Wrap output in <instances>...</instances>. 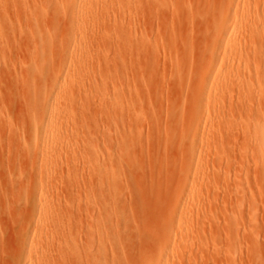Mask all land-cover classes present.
I'll list each match as a JSON object with an SVG mask.
<instances>
[{
    "label": "rangeland",
    "instance_id": "rangeland-1",
    "mask_svg": "<svg viewBox=\"0 0 264 264\" xmlns=\"http://www.w3.org/2000/svg\"><path fill=\"white\" fill-rule=\"evenodd\" d=\"M53 1L47 0L48 4L46 1L40 2L45 10L42 11V16L38 14L36 17L26 13L25 8L19 4L15 6L11 3L8 8L4 7L5 10L0 9V25L4 24L3 28L0 26L1 30L3 29L2 38L4 35L6 38L1 40L7 46L6 48L0 42L1 52L5 53L0 55V68L3 69H0V119L3 120L0 121V128L3 125L5 129H0V264H157L155 262H158L159 258L160 264H264V100L258 102L249 95L240 96L242 92H239L236 85L231 90L232 95L228 93L229 97L224 95V98L218 91L220 85L216 81L211 83V97L203 102V109L199 110L198 95L201 89L209 84L206 74L215 62L220 26L224 24H219L221 22L218 21H225L231 0H138L140 4L136 7L140 5L139 8L142 9V12L138 10L139 14L141 12L139 18L134 15L138 13L133 10L135 5L133 4L132 8L131 0V5L128 0L124 1L130 10H127L125 4L122 5L121 0V6L116 0H107V10L112 8L111 3L118 5L117 7L115 4L108 12L109 18H105L111 21L105 20V25L113 27L111 24H115L114 29H107L110 36L115 34L112 30H115L116 25L122 23L127 29L129 23H132L128 26L129 30L131 29V32L127 29L128 33L137 39L142 35L145 38L148 36L147 39L151 42V48L147 49L151 52V58L143 54L138 63L133 64L137 68L128 69L141 88L143 87L138 98L135 97L137 107L141 108L139 120H126L119 126L121 137L119 136L117 142L116 132L109 126L104 113H101V109L106 110L103 102L100 103L101 96L96 95V92L92 94V91L88 101L84 96H77L76 102L74 101L70 108L74 113L77 112L75 118L78 117L77 122H81L83 127L80 124L77 127V122L66 127L64 143L60 144L58 152L48 157L44 167L40 169L36 154L32 151L28 154L24 152L30 132L27 91L25 85L21 84L24 82L21 77L24 72L27 77L28 51L33 50L36 44L37 36L34 38L33 35L36 28L37 33L56 32L55 37L51 34L52 40H48L49 35L46 36L49 54L52 50L51 57L49 55L53 65L51 69L55 70L64 62L63 53H59L68 39L69 25L65 22L66 19H63L62 12L69 0H56L62 2H58V5ZM50 5L52 8L53 5L58 8L56 16H53L55 9L52 10ZM136 7L134 9H137ZM116 8L120 9L121 13L126 9L124 12L127 14L122 15L127 18L130 14L131 21L123 20L121 13H118L120 10L117 12ZM115 9V18H118V13L123 22H119L118 18L112 23L114 15L112 18L110 12ZM24 13L29 17L25 15L23 18ZM132 15L137 19H131ZM253 16L247 19L253 21ZM132 20L138 22L134 24ZM63 22L65 23L61 24ZM11 26L14 27L12 31ZM15 26L20 30L17 31ZM107 26L98 29L103 30V36L108 34L105 31ZM59 31L61 32L58 33ZM100 31L98 34L101 35ZM17 32L20 33L19 37ZM58 35L64 38L59 39ZM110 36L104 37L109 38H106L108 41L102 40L101 37V41L97 40L98 37L95 38L104 48L106 42L116 44V37ZM93 38L89 40L92 42ZM57 40H61L63 45ZM91 42L88 43L91 46L87 44L89 49L98 44ZM58 46H61L59 52L56 51ZM115 46L105 45L108 49L106 53L103 49L102 53L97 45L100 50L93 46L101 54L97 56V51L95 54L90 52L89 57L93 58L95 63L88 58L89 70L90 64L94 70L100 67L102 69L101 64L100 67L96 64L101 63L103 59L104 72L110 76L118 73L115 68H112L114 73L109 69L111 73H108L106 69L109 60L113 61L109 68L115 66V59L122 61V57L117 55L122 45H118V50ZM24 47L26 48L22 51ZM224 50L221 49L222 52ZM243 52L249 54L243 46L240 53L241 58L244 57L242 68L245 63L248 64L252 71L249 78L254 85L262 84L264 87V63L263 66L260 65L263 71H257L252 62L253 56L247 57L242 55ZM17 56L21 58L17 59ZM44 59L45 57L42 61L38 60L42 66ZM127 62L130 63L128 60ZM47 66L50 69L49 65ZM101 69L92 70L96 72L95 78L97 72L104 73ZM92 71L90 70L91 73ZM5 76L7 78H4ZM98 77L100 79L99 75ZM106 79L107 84L104 83V86H107V89L104 87L102 91L107 99L110 94L112 96V87L108 83L110 77ZM19 88L23 93H20ZM214 98L222 100L221 106L225 107L217 116V121L203 117L206 110L213 105ZM123 100V106L130 108L131 97L127 95ZM87 102L91 104L88 105ZM81 105L83 107H80ZM86 105H91V109L88 110ZM99 106L104 108L100 109ZM95 107L102 115L92 111L94 109L97 112ZM200 118H203L201 125ZM199 125L201 130L198 133L196 130ZM5 126H8L7 129ZM211 128L214 129L215 140H208ZM125 135L127 139L123 138ZM121 139H125L124 142ZM121 141L122 144L119 145L126 148L117 150L115 144ZM198 152H202V160L206 164L204 172L197 171L196 168L195 171L189 169L193 162L192 155ZM116 164L121 167L118 168ZM38 177L42 183L37 192L38 196L34 198L33 189L40 182ZM180 217H183V220L180 221ZM48 232L57 239L56 245L54 237H50ZM171 233L177 235L176 242L172 240ZM46 238H49L50 242L52 238L56 248Z\"/></svg>",
    "mask_w": 264,
    "mask_h": 264
},
{
    "label": "bare ground",
    "instance_id": "bare-ground-1",
    "mask_svg": "<svg viewBox=\"0 0 264 264\" xmlns=\"http://www.w3.org/2000/svg\"><path fill=\"white\" fill-rule=\"evenodd\" d=\"M16 1V2H15ZM31 1L32 0H9V1H4L0 2V5L2 7H0V9L4 8L5 6H7L6 8H8V5L10 6L11 3L13 5L15 4H19L21 7H23V9L25 8V11H27L26 13H30L33 16H38V14L41 15L42 11L45 10L43 6H41L40 4L45 2L47 3V0H44L43 2H41L42 0L38 2L35 1H32V4H31ZM48 1H51V0H48ZM63 1V0H62ZM68 1V0H67ZM106 1L107 0H69V3L68 5L64 8V11L62 12L63 16L64 17L63 19H66L63 20L65 22L68 23L69 25V35H68V39L67 41L65 42V45L64 47L62 46V50L59 54L63 53V57H64V62L61 66H58L55 70H52L53 69V65L51 64V61H50V57H51V52L52 50H50V54L48 52V44H47V39L48 40H52V35L53 36L55 35L56 32H48L49 34H45L44 32L42 33L40 31V33H37L38 32V29L36 28L35 30V33H33L34 35V38H35V35L37 36V40L33 41L35 42V46L33 48V50L29 49L30 51H28L26 49V51L29 52V59L28 60V63L26 64V74H27V77L25 76V72L23 73L22 69L21 72L23 73V77H21L23 79V83H21L22 79L20 80V83L25 85L26 87V104H27V117H28V132H30V136H28V140H27V144L24 146V152L25 153H29V152H34L33 154L35 155V158H36V162L39 163V168L42 169L46 163V161L48 160V157H52L54 156L58 150H59V147H60V144L61 143H64V129L66 127H69L70 125H75L74 123L77 122L78 120V117L75 118L77 115L76 113H74L73 111H71V108L70 106H72L71 104L75 101L76 102V98L78 96L79 97H83L84 99H86V101H88V97H90V94H91V91H92V94L94 92H96L97 94L96 95H99V97L101 96V99H100V103L103 102V106L106 108L105 109H101L103 106H99L100 109H101V113L103 114V116H106V118L108 119L107 121L109 122V126H112L113 130L116 132V140L119 139V126H122L126 120H132L133 121L137 120L139 118V115H140V109L137 107V103H136V100H135V97L138 98V95H139V91H142V88L139 84V82L137 81V79L130 74V71L128 72V69L130 68H137L135 67L133 64L138 63V61L141 59L142 56H144L143 54H146V56H148V58H151V53L150 50H147L150 46H151V42L148 40L149 37L147 36V38H145V36H141L140 39L138 37H134V36H131L130 33H128V30H129V27L132 23H129V25L127 26V29H125V26L123 27L122 23V27L121 25H116L115 27V30H112L114 31L113 33H115L114 35L111 34L112 36H115V40L117 39V42H115L116 44H111L110 42H108L109 44H107V42L105 43L106 46L108 47H111V46H114L116 45L115 47L116 50L119 49L118 45H122V49L121 51V54H120V49L118 50L119 52H117L119 55V57L121 58L122 57V61L121 60H116L115 59V66H111V61L112 60H109L110 63H107V66H106V69L108 70H113L114 68L116 69L115 72L117 71L118 73H114L112 71V74L111 76L109 74H107L106 72H104V65H102V63L105 61H103V59H101V63H97L98 61H96V66H99L101 64L102 66V69L101 67L100 68H95L97 71H99L100 69L102 70V72H104L103 74L97 72L96 74V78H95V73L92 71L94 69H92V66L90 64V70L92 71V73L90 72L89 70V62H88V58L90 59V52H94L97 53L98 50L97 49H101V52H102V49H103V52L106 53V51L108 49H106L107 47H105L104 45V48L102 47V45L97 42V40L101 41V39H109L107 37L110 36V34L108 33L110 30V27L111 26H107L105 25V20L106 21H109L111 22L109 19H105V18H109V10L114 8V3H111L112 5V8H110L109 10H107L108 8L106 7ZM113 1V0H112ZM118 1V5L120 4L121 6V3L119 2L120 0H116ZM123 1L122 5L124 6L125 4V0H121V2ZM127 1V0H126ZM132 1V5L129 3V0L127 1L128 4H130L133 8V4L135 5L134 8L137 6V4H140L138 0H131ZM133 1L136 3H133ZM149 1V0H147ZM151 1V0H150ZM149 1V2H150ZM153 2L156 1V0H152ZM177 1V0H176ZM41 2V3H40ZM53 2H57L56 0H54ZM58 2H61V1H58ZM58 2L56 3L58 5ZM126 2V3H127ZM185 2V1H184ZM241 0H231L230 4L228 5V10L226 11L227 14H226V18H225V21L222 20V21H218V22H221L219 24H222V22H224V24L222 26H220V32H219V37H218V44L216 43V45L218 46V51H216V55H215V62H213L210 66V71H209V68H208V71L209 73L206 74L208 77H207V81H208V86L206 82H204L206 85V87H204L203 89H201L200 91V94L198 95L199 96V103H200V106H199V110L201 111L203 109V102L205 100H207L208 98L211 97L212 95V84L213 82H216L218 81L219 82V85H220V90L218 89V91L220 92V94H222V96L226 95L229 97V94H231V90L234 89L233 87L236 85L237 89H239L240 91L239 92H242V95H249L252 99H257V101H261V100H264V87L262 86V84H257L254 85L253 81L249 78V74H251L252 71H250L249 67L247 66L248 64H244L243 68H242V62L244 63V57L241 58V52H242V49H243V46L245 47V49L247 50V53L250 54H245V52L242 53V55L244 54L245 56L247 57H251L253 56V60L252 62H254V65L255 67L257 68V71H263L261 68L263 66V63H264V0H243L241 3ZM45 3V4H46ZM49 3V2H48ZM47 3V4H48ZM62 3V2H61ZM66 3V1H65ZM142 3V2H141ZM160 3V2H159ZM163 3V2H162ZM168 3V2H167ZM55 4V5H56ZM102 4V5H101ZM108 4H109V1H108ZM156 4V3H155ZM44 5V4H42ZM101 5V6H99ZM110 5V4H109ZM109 5H107L109 7ZM110 5V6H111ZM118 5L116 4V6L118 7ZM148 5V3H147ZM151 5V4H150ZM165 5V4H164ZM167 5V4H166ZM16 6V5H15ZM46 6V5H44ZM60 6V5H59ZM57 6V7H59ZM125 6H127L125 4ZM140 5H138V7H136L137 9H134L135 12H137L139 14V11H141L142 9L139 8ZM172 6V5H171ZM181 6V5H180ZM51 7V5H50ZM99 7L100 10H99ZM107 9H106V8ZM144 7V6H143ZM179 7V6H178ZM4 8V10L6 9ZM15 8V7H14ZM17 8V7H16ZM19 8V7H18ZM48 8V7H47ZM52 8V7H51ZM53 8H54V5H53ZM52 8V10H53ZM61 8V7H60ZM125 8V7H123ZM129 6H127V10H130L128 9ZM139 8V9H138ZM169 8V7H168ZM180 8V7H179ZM227 8V7H226ZM13 9V8H11ZM55 9V12H54V15L53 16H56L57 15V12H58V8H54ZM63 9V8H62ZM117 9V8H116ZM116 9L114 10V12H110V15H112V18H113V15H114V19H111L114 23L116 22V20L119 18L118 16V13H121V10L119 11L117 9V19L115 18V12H116ZM122 9V8H121ZM141 9V10H140ZM3 10V11H4ZM9 10V9H8ZM19 10H22V9H19ZM51 10V9H50ZM51 10V12H53ZM57 10V11H56ZM124 10L126 9H123L122 13L123 14H127L124 12ZM131 9V12H133L134 14V11ZM139 10V11H138ZM168 10V9H167ZM176 10V9H175ZM2 11V10H0ZM23 11V10H22ZM24 11V12H25ZM154 11V10H153ZM5 12V11H4ZM10 12V11H9ZM50 12V11H49ZM130 12V11H129ZM128 12V13H129ZM130 12V13H131ZM142 12V11H141ZM140 12V14H141ZM169 12V11H168ZM167 12V13H168ZM172 12V11H171ZM1 13V12H0ZM17 13V12H16ZM61 12H59L60 14ZM112 13V14H111ZM121 13V15H122ZM179 13V12H178ZM44 14H46V12H44ZM108 14V15H107ZM134 14L136 15V17H140V14ZM3 15V14H2ZM15 15V14H13ZM27 16L29 17V15L25 14L23 15V18L24 16ZM30 15V16H31ZM51 15V13H50ZM49 15V16H50ZM120 15V16H121ZM130 15V14H129ZM129 15H127L128 17L125 18L123 17L124 15H122L123 17V20L124 19H127L129 20ZM165 15V14H164ZM225 15V13H224ZM223 15V16H224ZM255 16V18H253V21H249V19H247V17H251V16ZM42 16V15H41ZM48 16V17H49ZM61 16V15H59ZM144 16V15H143ZM167 16V15H166ZM253 16V17H254ZM3 17V16H2ZM32 17L30 19H32ZM45 17V16H43ZM42 17V18H43ZM46 17V18H48ZM111 17V16H110ZM134 17L133 15L130 16V18ZM155 17V16H154ZM153 17V18H154ZM1 18V17H0ZM5 18V17H4ZM58 18V17H57ZM55 18V20L57 19ZM61 19V17H59ZM151 18V17H150ZM159 18V16H158ZM22 19V18H21ZM35 19V18H33ZM132 19V18H131ZM137 19V18H136ZM142 19V17H141ZM169 19V18H168ZM245 19V21H244ZM1 20V19H0ZM24 20V19H23ZM29 20V19H27ZM44 20V19H43ZM46 20V19H45ZM54 20V19H53ZM119 22H123V20L121 18L118 19ZM122 20V21H120ZM143 20V19H142ZM175 20V19H174ZM177 20V19H176ZM192 20V19H191ZM248 20V21H247ZM31 22V20H29ZM49 21V19H48ZM57 21V20H56ZM131 20H129L130 22ZM135 21V22H134ZM132 20V22L135 24L136 20ZM155 21V19H154ZM24 22H27V21H24ZM34 22V21H33ZM50 22V21H49ZM65 22L61 23V24H64ZM107 22V23H109ZM128 22V21H127ZM126 22V23H127ZM151 22H153V20H151ZM2 22L0 21V24ZM58 23V22H57ZM106 23V24H107ZM10 24V23H9ZM8 24V25H9ZM15 24V22H14ZM48 24V23H47ZM53 24V23H52ZM55 24V23H54ZM53 24V25H54ZM140 24V23H139ZM148 24V23H147ZM153 24V23H152ZM165 24V23H164ZM168 24V23H167ZM4 25V24H2ZM0 25L2 28L3 26ZM23 25V24H22ZM50 25V24H49ZM57 25V24H56ZM110 25V23H109ZM113 27L114 25L111 24ZM218 25V23H217ZM26 26V25H25ZM28 26V25H27ZM45 26V25H44ZM64 26V25H63ZM101 26H107L106 30L107 31L106 33H108L107 35H104L107 36L106 38H104L105 36H103V30L100 31V33H102L101 35L103 37H101L98 31V29H100ZM134 25H132L133 27ZM1 27H0V30H1ZM10 27V26H9ZM8 27V29H9ZM18 27V26H17ZM16 28L19 29V28ZM104 27V28H105ZM109 27V28H108ZM111 27V29L113 28ZM12 27L11 26V31H12ZM23 28V26H22ZM25 28V27H24ZM23 28V29H24ZM49 27H47L48 29ZM56 29V27H54ZM102 28V27H101ZM131 28V27H130ZM46 29V27H45ZM63 29V28H62ZM109 31H108V30ZM114 29V28H113ZM137 29V28H136ZM3 30V29H2ZM2 30L0 31V40L3 39L5 40V35L4 37L2 38ZM20 30V29H19ZM54 30V29H52ZM60 30V29H59ZM134 30V29H133ZM132 30V31H133ZM138 30V29H137ZM18 31V30H17ZM25 31V29H24ZM28 31V30H27ZM43 31V30H42ZM48 31V30H47ZM55 31V30H54ZM96 31V32H95ZM98 31V33H97ZM9 30H8V35H9ZM14 32V30H13ZM11 32V33H13ZM26 32V31H25ZM61 31H59L58 33H60ZM66 32V30H65ZM126 32V33H125ZM129 32H131V29L129 30ZM146 32V31H145ZM148 32V31H147ZM19 32H17L18 34ZM27 33V32H26ZM32 33V32H31ZM95 33H97V35L95 36ZM140 33V32H139ZM144 32H142L143 34ZM150 33V32H149ZM20 34V33H19ZM19 34L17 35V37H19ZM28 34V33H27ZM38 34V35H37ZM6 35V36H8ZM29 35V34H28ZM49 35V37L47 38L46 36ZM61 36L63 34H60ZM98 35H100L99 37H101V39H99ZM148 35V34H147ZM13 36V35H12ZM16 36V35H15ZM31 36V35H30ZM28 36V37H30ZM59 36V35H58ZM58 36L57 39H58ZM59 36L60 38L59 39H62L64 37H61ZM95 37H98V39L96 40V38L94 39L93 38ZM110 36V37H112ZM10 37V36H8ZM25 37V36H24ZM55 37V36H54ZM67 37V36H66ZM5 38V39H4ZM14 38V36H13ZM92 39V42H94L93 40H96V42L94 43H98V44H95V45H92V48L89 49V45L91 40L89 39ZM16 39V38H15ZM18 39V38H17ZM31 39H32V36H31ZM31 39H30V45H31ZM58 39V40H59ZM112 39V38H111ZM26 40V39H24ZM55 40V39H54ZM57 42H60L58 41ZM89 40V41H88ZM114 40V41H115ZM16 41V40H15ZM63 41V40H62ZM108 41V40H107ZM113 41V42H114ZM1 44L4 42H2V40L0 41ZM6 42V41H5ZM21 42L23 43L24 45V42L23 40H21ZM91 42V43H92ZM166 42V41H165ZM19 43V42H18ZM49 43V42H48ZM61 43V42H60ZM89 43V44H88ZM93 43V44H94ZM117 43H120V44H117ZM156 43V42H155ZM0 44V46H1ZM13 44V43H12ZM16 44V43H15ZM28 44V43H27ZM62 44V43H61ZM87 44L89 46H87ZM111 44V46H109ZM6 45H7V42H6ZM33 45V44H32ZM31 45V46H32ZM50 45V44H49ZM54 45V44H51V46ZM59 45V44H57ZM63 45V44H62ZM99 47L98 45H101L99 48L96 47ZM157 45V44H156ZM5 46V44H4ZM16 46V45H15ZM96 47L97 49L95 50L94 48ZM155 46V45H154ZM153 46V47H154ZM7 48V46H5ZM18 47V46H17ZM21 47H23L21 45ZM204 47V46H203ZM1 48V47H0ZM20 48V47H19ZM26 47L22 48V51L23 49H25ZM30 48V47H29ZM53 48V47H52ZM59 48V49H58ZM61 46L57 47V50L59 52ZM151 48V47H150ZM161 48V47H160ZM168 48H170L168 46ZM225 49L223 52L221 51V49ZM51 49V48H50ZM99 49V50H100ZM105 49V51H104ZM111 49V48H110ZM112 49L114 50L115 48L112 47ZM182 49V48H181ZM249 49H251V51L249 52ZM9 50V48H8ZM20 50V49H18ZM92 50V51H90ZM94 50V51H93ZM152 50V49H151ZM16 51H17V48H16ZM54 51H55V48H54ZM97 51V52H95ZM115 51V50H114ZM144 51L146 53H144ZM19 52V51H18ZM17 52V53H18ZM101 52L99 51L96 55L99 56V53L101 54ZM102 52V53H103ZM0 55L2 56V52H1V49H0ZM27 53V52H26ZM113 53V51H112ZM154 53V52H153ZM183 53V52H182ZM19 54V53H18ZM47 54H48V57H47ZM54 54V53H53ZM115 54V53H114ZM148 54V55H147ZM15 55H17L15 53ZM22 55V54H21ZM50 55V57H49ZM95 55V56H96ZM168 55V54H167ZM14 56V55H13ZM58 56V54H57ZM61 56V55H60ZM59 56V58H61ZM96 56V57H97ZM154 56V55H152ZM19 56H17V59H18ZM43 57H45L44 59V64L43 66L41 65L42 63L39 62L40 60L42 61L43 60ZM93 57V56H92ZM103 56H100V58H102ZM106 57V56H105ZM118 57V58H119ZM133 57V58H131ZM246 57V59H247ZM16 58V57H15ZM21 58V56L19 57ZM24 58V57H23ZM22 58V60H23ZM49 58V60H48ZM53 58V57H52ZM57 58V57H56ZM95 58V57H94ZM99 58V60H100ZM178 58V57H177ZM107 59H108V56H107ZM112 59V57H111ZM137 59V60H135ZM252 59V58H251ZM250 59V60H251ZM4 60V58H3ZM21 60V61H22ZM31 60V61H30ZM39 60V61H38ZM59 60H62V59H59ZM91 61L93 60V63L94 62V59H90ZM114 60V59H113ZM130 61V63L127 62ZM148 60V59H147ZM152 60V59H151ZM8 61V60H7ZM15 61V60H14ZM24 61L26 62V60L24 59ZM30 61V63H29ZM50 61V64L48 63ZM56 61V60H54ZM117 61V62H116ZM120 61L122 63H120ZM134 61V62H133ZM156 61V60H155ZM170 61V60H169ZM9 62V61H8ZM23 62V61H22ZM57 64L59 65L60 63H58L59 61H56ZM113 62V61H112ZM250 62V61H249ZM18 63V62H17ZM24 63V62H23ZM92 63V62H91ZM158 63V62H157ZM167 63V62H166ZM174 63V62H173ZM0 64H1V61H0ZM20 64V63H19ZM105 64V63H104ZM110 64V65H109ZM140 64V63H139ZM142 64V63H141ZM145 64V63H144ZM159 64V63H158ZM165 64V63H164ZM17 65V64H16ZM25 65V64H24ZM49 65V68L48 69V66ZM52 65V66H51ZM106 65V64H105ZM131 67H129V66ZM137 65V64H136ZM149 65V63H148ZM160 65V64H159ZM179 65V64H178ZM251 65V63H250ZM249 65V66H250ZM262 65V66H260ZM57 66V65H56ZM109 66V67H108ZM152 66V65H150ZM149 66V67H150ZM19 67V66H18ZM52 67V69H51ZM60 67V68H59ZM139 67V66H138ZM251 67V66H250ZM254 67V68H255ZM12 68V67H11ZM10 68V69H11ZM15 68V67H14ZM17 68V67H16ZM21 68V67H19ZM94 68V67H93ZM104 68V69H103ZM113 68V69H112ZM152 68V67H151ZM150 68V69H151ZM179 68V67H178ZM253 68V69H254ZM1 70H3L2 68H0ZM99 69V70H98ZM134 69V70H135ZM14 70V69H13ZM19 70V69H18ZM94 70V71H96ZM108 70V73H111V71ZM151 71V70H150ZM255 71V70H254ZM4 72V71H3ZM16 72V71H15ZM101 72V71H100ZM120 72V74H119ZM20 73V72H19ZM99 73V74H98ZM178 73V72H177ZM202 73V72H201ZM207 73V72H206ZM144 74V73H143ZM146 74V73H145ZM4 75L5 72H4ZM98 75L100 76V79L98 77ZM104 78H102L101 77ZM109 75V76H108ZM248 75V76H247ZM8 76V75H7ZM7 76H5L4 78H7ZM150 76V75H149ZM264 76V75H263ZM18 77V76H17ZM16 77V79H17ZM26 77V79H24ZM110 77V80L108 81V83L111 85V89H112V96L111 94L109 95V97L106 99L103 95V89L104 87L106 88L107 86H104V83L105 85L107 84L105 82V80H107L106 78ZM141 77V76H140ZM144 78V77H143ZM256 78V77H255ZM99 79V81L97 80ZM145 80V79H144ZM205 80V79H203ZM264 80V79H263ZM38 81V82H37ZM101 81V82H100ZM111 82V83H110ZM3 83V81H2ZM19 83V82H18ZM19 83V84H20ZM150 83V82H149ZM203 83V84H204ZM147 84V82H146ZM149 85V84H148ZM161 85V84H160ZM214 85V84H213ZM87 86L89 89H87ZM22 87V86H20ZM23 86V88H25ZM219 87V86H218ZM141 88V90H140ZM21 90V88H19ZM107 89V88H106ZM109 88V90H111ZM2 91V90H0ZM22 91V90H21ZM20 93H23V91ZM181 91V90H180ZM15 92V90H14ZM89 92V93H88ZM99 92H101L100 95ZM233 92V91H232ZM19 91H18V95L20 94ZM217 93V92H216ZM25 94V93H24ZM23 94V95H24ZM228 94V95H227ZM89 95V96H88ZM95 95V94H94ZM129 95L131 97V107L130 108H125L123 105H124V98ZM141 95V94H140ZM155 95V94H154ZM215 95V94H214ZM10 96V95H9ZM224 96V98L226 97ZM239 96V94H238ZM8 97V96H7ZM19 97H21V95H19ZM18 97V98H19ZM107 97V96H106ZM246 97V96H245ZM248 97V96H247ZM24 98V96H23ZM141 98V97H140ZM223 98V97H222ZM7 99V98H6ZM83 99V100H84ZM8 100V99H7ZM15 100V99H14ZM96 100V99H95ZM153 100V99H152ZM127 101V100H126ZM221 101L219 98L215 100L214 98V102H213V105H211L207 110H206V113L205 115H203V117H207V119L209 120H215L217 121V116L219 114H221V111H224L223 108H225L223 105L221 106ZM225 101V100H223ZM247 101V100H245ZM253 101V100H252ZM256 101V102H257ZM9 103V101H7ZM129 102V101H128ZM250 102V101H248ZM255 102V103H256ZM21 103H23L21 101ZM208 103V102H206ZM240 103V102H239ZM238 103V104H239ZM261 103V102H260ZM74 104V103H73ZM86 104H91L89 102H87ZM101 104V105H102ZM247 104V103H246ZM88 105H86V108L88 107ZM76 106V104L74 105ZM85 106V104H84ZM91 106V105H90ZM89 106V107H90ZM198 106V105H197ZM249 106V104L247 105ZM263 106V105H262ZM80 107H83L82 105ZM89 107L87 108L88 110ZM93 107V106H92ZM98 107V106H97ZM97 107H95L97 109ZM103 107V108H104ZM128 107V106H127ZM233 107V106H232ZM4 108V107H3ZM85 108V107H84ZM83 108V109H84ZM84 109L85 111L87 109ZM55 109H59L60 111L57 112ZM70 109V110H69ZM237 109V108H236ZM241 109V108H240ZM24 110V109H23ZM74 110V109H73ZM81 110V109H80ZM99 109H97V112L93 109L92 111H94L96 114H101L99 113L98 111ZM84 111V112H85ZM103 111V112H102ZM104 111H107V112H104ZM151 111V110H150ZM91 113V111H90ZM106 113V114H105ZM108 113V114H107ZM241 113V112H240ZM101 114V115H102ZM81 115V114H80ZM87 115L89 116V114L87 113ZM92 115V114H91ZM239 115V114H238ZM87 117V116H86ZM2 118V117H0ZM7 119V116L6 118ZM206 119V118H205ZM139 120V119H138ZM212 120V121H213ZM0 121H3L0 119ZM11 121V120H10ZM79 121V120H78ZM203 121V118H200L199 119V123L201 125V122ZM208 120H206L207 122ZM5 122V120H4ZM9 122V121H8ZM12 122V121H11ZM205 122V121H204ZM205 122V123H206ZM15 123V122H14ZM81 122H77V127L78 125L80 124ZM135 123V122H134ZM204 123V124H205ZM208 123V122H207ZM206 123V124H207ZM215 123V122H214ZM6 124L8 125V123L6 122ZM99 124V123H98ZM205 124V125H206ZM81 125V124H80ZM106 125V124H105ZM133 125V124H132ZM197 127V132L199 133V131L201 130V127ZM2 128H0L1 130L3 129V125H1ZM82 126V125H81ZM80 126V127H81ZM6 129L8 126H5ZM83 127V126H82ZM133 127V126H132ZM204 127V125H203ZM122 128V127H121ZM124 128H125V125H124ZM214 128V127H213ZM213 128L212 131L210 132V138L208 137V140L212 139V140H215V134L213 133ZM111 129V128H110ZM5 130V129H3ZM66 130V129H65ZM203 130V128H202ZM8 131V130H6ZM108 131V130H107ZM118 131V132H117ZM124 131V130H123ZM122 131V134H124ZM3 132V131H2ZM95 132V131H94ZM126 133V132H125ZM132 133V132H131ZM204 133V132H203ZM124 136V135H123ZM6 137V136H5ZM121 137V136H120ZM123 138H126V135L125 137ZM76 139V138H75ZM127 139V138H126ZM23 140V139H22ZM124 140L125 139H121ZM22 142V141H21ZM112 141H110L111 143ZM117 142H119L117 140ZM116 142V149L119 148V149H123L126 148V146H120L119 144H122V141L121 143H117ZM128 142V141H127ZM209 142V141H208ZM133 143V142H132ZM25 144V143H24ZM126 144V143H124ZM130 144V143H129ZM6 145V144H5ZM18 145V144H17ZM128 145V143H127ZM7 147V146H6ZM111 147V146H110ZM118 150V149H117ZM131 150V149H130ZM219 150V149H218ZM126 151V150H125ZM122 153V152H121ZM18 154V153H17ZM125 156V155H124ZM193 157V162L189 165V169L191 171H193L194 168H196L197 171H202L204 172L206 170V164H205V161L202 160V152H198V153H194L192 155ZM209 158V156H208ZM196 160V161H195ZM195 161V162H194ZM37 164V163H36ZM118 168L121 167L120 164H116ZM37 166V165H36ZM116 167V166H115ZM129 167V166H128ZM109 170V169H108ZM113 171V170H112ZM195 171V169H194ZM39 179V181H38ZM37 179V182L38 185L34 187V198H36L38 196L37 192L39 191L40 187H41V183H42V180H40L41 178L38 177ZM183 220V217H180V221ZM178 224V223H177ZM173 227V225H172ZM183 232V231H182ZM181 232V233H182ZM49 236L51 237L50 235V232H48ZM46 234V237H48ZM172 234V233H171ZM176 234V233H175ZM181 235V234H180ZM54 237V240L51 238V242H50V239L49 238H46L49 239L48 241L50 242V244L53 245V241H54V244H55V240H57L55 238L54 235H52ZM171 236V235H170ZM177 236V235H176ZM176 236L174 235V233L172 234L171 238L172 240L175 241L176 239ZM26 240H28V238H26ZM53 240V241H52ZM174 244V243H173ZM56 245V244H55ZM62 245V244H61ZM55 247V246H54ZM56 248V247H55ZM20 255V254H19ZM159 260V261H158ZM157 261L159 262H155L157 264H160V258L158 259ZM26 264V263H25ZM29 264V263H28Z\"/></svg>",
    "mask_w": 264,
    "mask_h": 264
}]
</instances>
